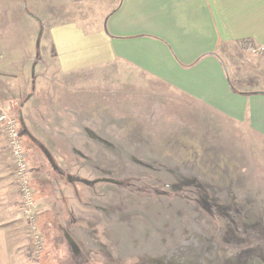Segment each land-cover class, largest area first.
<instances>
[{
	"label": "crops",
	"instance_id": "0c3cea01",
	"mask_svg": "<svg viewBox=\"0 0 264 264\" xmlns=\"http://www.w3.org/2000/svg\"><path fill=\"white\" fill-rule=\"evenodd\" d=\"M21 2L24 10L32 4V0ZM17 3L0 0V6L7 4V12ZM41 5L44 19L32 17L39 27L36 39L31 36L14 42L25 43L29 53L23 58V71H0V111L7 109L5 102L22 98L26 87L40 88L24 92L35 111L29 109L20 118L29 134L38 135L43 142L50 164L55 163L53 173L51 165L39 162L31 176L38 187L44 230L56 229L69 244L80 239L94 250H101V243L117 245V237H104L99 204L90 189L93 185L85 182L95 179L92 172L100 154L95 139L102 134L93 125L103 120L95 111L103 106L96 98L91 100L93 110L86 111L90 104L87 106L80 89L86 88L87 76H93L94 86L101 85L102 77L113 87L121 86L123 80L137 85L136 90L151 99L150 118L157 123H166L169 117L180 123L176 117L184 102L188 116L195 115L193 108L200 105L264 142V88L238 84L245 69L250 70L243 65V57L264 76V55L248 49L249 43L264 47V0H41ZM1 19H6L5 14ZM42 28H49L47 35ZM11 49L0 46V58L11 57ZM236 57L240 67L233 70ZM26 68H32V74ZM10 82L21 84L15 91L18 94H11ZM124 103L128 110L130 103ZM133 104L134 113L141 112L142 106ZM165 105H170L173 115L161 109ZM109 106L114 113L124 107L121 99ZM1 143L0 191L12 187L7 167L3 169ZM7 157L11 165L9 154ZM4 206L0 198V264H23L18 231Z\"/></svg>",
	"mask_w": 264,
	"mask_h": 264
},
{
	"label": "rangeland",
	"instance_id": "374dc122",
	"mask_svg": "<svg viewBox=\"0 0 264 264\" xmlns=\"http://www.w3.org/2000/svg\"><path fill=\"white\" fill-rule=\"evenodd\" d=\"M17 1L18 6H13V11L10 12H7V4L4 7L0 6V16L5 14L6 17L5 20H0V28L4 29L3 32L0 29V46L10 47L12 48L10 51L13 52L11 57L4 55L0 58L2 73L6 68L23 71V58L29 53L25 43L20 45L14 42L31 36L35 40L39 27L32 17L44 16L43 11H40V6H43L41 0H32L31 6L25 10L21 0ZM42 30L43 35H47L49 28ZM31 48L30 56L33 57L35 56L33 45ZM243 58V65H247L250 70L245 69L238 84L264 88L263 74L257 72L256 67L253 68L249 58ZM238 63L236 57L232 60L231 69L240 67ZM27 70L32 74V68H26L24 71ZM86 80V88L84 86L80 89L81 96L87 97V106L90 104L86 111L93 110L92 101L95 98L103 105L102 108L95 109L103 118L102 124L92 125L101 130L103 143L111 145L114 151L117 149L115 163L121 171L115 172V176L118 179H129L130 185L131 195L126 205L121 204L123 199L121 200L119 196L124 193L120 189L117 190L120 195H115L114 192L108 197L104 195V202L118 211L129 209V219L125 218L123 213L117 218L114 217V220H117L115 225L110 223L111 221L104 223L112 231L111 238L116 240L117 237L118 241L116 246L100 247L102 251L94 250L93 245L88 246L79 238L78 241H71L69 244L67 238L61 236L56 229L44 230L40 222L45 246L42 253L36 254L17 195L14 172L10 169L7 139L0 128L1 151H4V156L3 153L1 156L5 164L3 169L7 167L5 170L7 181L12 186L9 189L7 186L2 187L0 198L5 203L4 212L11 216L9 218L13 220V225L18 231L17 237L20 241L17 246L23 264H176L172 255L179 257L177 256L179 249L196 263L197 260L202 261L210 251L213 253L215 251L211 250L213 247L218 248L217 245L220 244L224 249L222 246H226V243L221 241L227 228H233L235 232V236H231L232 251L228 255L235 256L238 251H246L249 247L260 249L259 252L256 251L260 256L264 254L263 141L254 139L245 128L212 114L200 105L193 108L197 115L188 116L184 102L181 103L183 108L179 109L181 114L176 117L181 119L180 123L173 122L171 117L166 118V123H157L150 118L151 99L144 95V92L137 91V85L126 84L127 80H123L121 86L113 87L106 77H102L101 85L94 86L93 76H87ZM18 84L21 86L20 83L10 82V88L13 89L11 94H18L15 92ZM138 85L142 83L139 82ZM37 86L31 85V88L26 87V90L39 88ZM21 88L23 87L19 89ZM117 88L118 92L115 90ZM26 90H23L22 98L5 102L7 109L4 110L18 121L31 176L34 175L32 173L39 166V162H46L48 167L51 165L54 173L55 163L50 164L52 161H48V155L43 150V142L38 135H30L20 119V114H26L27 110L35 111L34 106L27 104L28 96L24 93ZM140 97L144 99L140 100ZM119 99L124 107L121 109L122 112L119 110L117 114L109 105ZM138 99L139 102L136 101ZM124 101L130 103L128 110ZM133 102L142 106L138 114L132 110ZM22 105H25L24 109L20 107ZM170 105L160 108L173 115ZM96 143L98 144L97 141ZM54 161L56 162L55 159ZM87 174L88 178H94L93 172L91 175ZM94 176L96 177L95 174ZM179 181L184 191L181 190L176 195L171 194L170 189ZM188 181H195L197 185L183 184ZM32 185L39 208L38 187L33 180ZM111 186L96 183L90 189L99 197L101 189ZM78 187L82 189L84 185L80 183ZM190 198L197 201H191ZM203 199H207L210 205L204 203ZM205 223H208L206 225L211 229L202 226ZM126 229H129V233L124 236ZM236 237L241 241L236 240ZM222 250H219V256L224 258ZM179 259L182 260V257Z\"/></svg>",
	"mask_w": 264,
	"mask_h": 264
},
{
	"label": "flooded vegetation",
	"instance_id": "af4514ba",
	"mask_svg": "<svg viewBox=\"0 0 264 264\" xmlns=\"http://www.w3.org/2000/svg\"><path fill=\"white\" fill-rule=\"evenodd\" d=\"M98 142V146L100 145L99 151L100 154L97 155L95 157L96 159V163H95V168H94V174L96 175L95 179L92 181H85L88 182L86 184H90V185H95L96 183H106V184H110L112 185L111 188L107 187V189H101L99 191V197H96V200L98 202V208L97 211L99 212L100 217L102 218L101 220L104 222L100 223V226L102 227L103 230V235L104 237L109 238L112 232L104 223H107L106 221H111L110 223H112L113 225H115L116 221L114 220V217H118L119 214H123V216L127 219H129V209L128 210H120L118 211L117 209L112 208L109 204H106L104 201L105 197H108L109 194H114L115 195H120V193L117 192V190H121L124 194L120 195L119 198L123 201L121 204L126 205L127 200L129 199V196L131 195V192H129V179H118L115 175V172H119L121 171L118 167V165L115 163V161L117 160L115 158V156L117 155V149H112L111 145H106L105 143L102 142V137H99V139H95ZM95 141V142H96ZM114 151V152H113ZM104 156V158H103ZM109 156V157H106ZM104 160V161H103ZM87 161H90L89 158H87ZM92 165V163H90ZM90 166V165H89ZM129 167V166H128ZM148 167V166H147ZM125 172V171H123ZM97 173V174H96ZM84 182V183H85ZM94 182V183H92ZM189 182V183H188ZM188 182H184L183 184H196L197 182L195 181H188ZM181 181L179 182H175V184L173 185V187L170 189V191H172L171 194H179L178 192H180L181 190L184 191V189H182V185H181ZM135 185V184H134ZM181 188V189H180ZM155 190V189H154ZM114 192V193H113ZM190 200H194L192 198H190ZM204 203L210 205L209 201L207 199H203ZM194 201H197L196 199ZM200 202V201H199ZM210 210V207H209ZM208 210V211H209ZM210 212V211H209ZM128 214V215H127ZM228 215V214H226ZM114 220V222L112 221ZM101 222V221H100ZM208 223L202 224V226L207 227L208 229H211V227L209 225H206ZM120 227V226H119ZM128 227V225H126V228ZM126 232L129 233V229H126ZM112 236V235H111ZM231 236H235V232L233 228H227L225 229V231L223 232V237H222V241L224 242V244L226 243V246H222L224 247L221 248V245H217L218 248H212L211 246H209V248H212L211 250H215L213 253H210L206 256L203 257V260H197L196 263L189 259L188 257H186V255L182 252V249H179V257H175L174 255H172V259L174 262H176V264H264V254L263 255H259V253H256V251H260V249H255L252 247H249V249H247L246 251H238L237 255L235 256H230L228 255L231 250V246H232V239ZM236 240H240L239 237H236ZM222 244V243H221ZM101 246L104 247L105 244L101 243ZM111 247V246H109ZM107 248V247H106ZM205 248V247H204ZM222 250L223 254L225 255V257H220L219 256V250ZM112 249H109V251ZM102 251V249H101ZM118 251V249H117ZM261 253V252H260ZM230 256V257H229ZM182 257V260H180L179 258ZM184 259V260H183Z\"/></svg>",
	"mask_w": 264,
	"mask_h": 264
},
{
	"label": "built area",
	"instance_id": "2783aa9c",
	"mask_svg": "<svg viewBox=\"0 0 264 264\" xmlns=\"http://www.w3.org/2000/svg\"><path fill=\"white\" fill-rule=\"evenodd\" d=\"M249 51L254 55H264V47L255 48L248 44ZM0 128L3 130L8 143V152L12 170L17 185L23 216L33 240L34 252L42 253L45 242L40 228L41 212L37 206L32 185L31 169L27 161L24 143L20 137L18 121L6 111H0Z\"/></svg>",
	"mask_w": 264,
	"mask_h": 264
},
{
	"label": "water",
	"instance_id": "95a60500",
	"mask_svg": "<svg viewBox=\"0 0 264 264\" xmlns=\"http://www.w3.org/2000/svg\"><path fill=\"white\" fill-rule=\"evenodd\" d=\"M21 119V118H20ZM21 121H22V119H21ZM86 183H88V182H86ZM92 183H94V182H92Z\"/></svg>",
	"mask_w": 264,
	"mask_h": 264
}]
</instances>
